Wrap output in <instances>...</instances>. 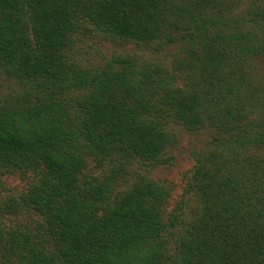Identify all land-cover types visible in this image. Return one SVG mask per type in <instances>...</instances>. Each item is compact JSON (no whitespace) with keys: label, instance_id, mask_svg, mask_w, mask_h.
<instances>
[{"label":"trees","instance_id":"obj_1","mask_svg":"<svg viewBox=\"0 0 264 264\" xmlns=\"http://www.w3.org/2000/svg\"><path fill=\"white\" fill-rule=\"evenodd\" d=\"M232 2L0 0V177H29L0 192V264H264V0L239 15ZM86 23L184 45L171 68L130 55L84 68L69 51ZM13 80L22 91L3 93ZM171 124L221 134L173 210L171 185L118 188L137 162H169ZM89 161L102 175H83Z\"/></svg>","mask_w":264,"mask_h":264},{"label":"rangeland","instance_id":"obj_2","mask_svg":"<svg viewBox=\"0 0 264 264\" xmlns=\"http://www.w3.org/2000/svg\"><path fill=\"white\" fill-rule=\"evenodd\" d=\"M262 0H233V10L235 15L244 13L247 10L256 8V3ZM87 30L81 31L74 40V45L69 51L70 62L80 64L84 68L103 67L116 56H138L142 60L161 63L171 68L173 66L174 56L182 49L183 41H178L173 45H166L160 50L154 47L138 45L133 42L114 40L106 37L89 23L85 24ZM179 40L180 37H178ZM252 62L255 78H260L264 74V62L260 58H255ZM257 79V80H258ZM19 86V87H18ZM22 91L23 85L12 81L5 85L2 92L11 94L15 90ZM172 130L178 137V145L171 148L168 156L169 162L148 167L144 162H137L132 165L123 178L120 179L119 189H125L138 180L140 176H147L159 183H166L172 186V192L168 201L169 210H173L183 202L184 191L187 184L191 181L195 168V157L211 148V143L221 134L213 128L190 131L186 128L171 124ZM102 171L95 167V164L89 161L84 167L83 175L90 177L92 175H102ZM29 177H22L18 174H7L0 177V192L4 194L9 192H22L26 190ZM37 218L25 216H7L6 222L11 225L18 223H28L29 229L36 225Z\"/></svg>","mask_w":264,"mask_h":264}]
</instances>
